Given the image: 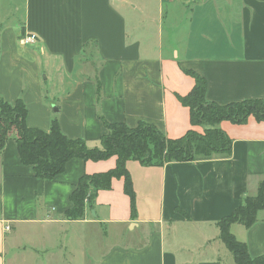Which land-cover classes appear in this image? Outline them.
I'll return each mask as SVG.
<instances>
[{
	"label": "crops",
	"instance_id": "crops-1",
	"mask_svg": "<svg viewBox=\"0 0 264 264\" xmlns=\"http://www.w3.org/2000/svg\"><path fill=\"white\" fill-rule=\"evenodd\" d=\"M26 35L37 43L23 45ZM0 44V103L22 96L27 125L50 131L55 118L42 93L13 90L5 76L26 59L63 91L56 118L62 133L89 148L101 147V118L184 136L193 127L178 97L195 85L186 71L206 79L210 103L264 99V0H0ZM220 127L233 140L231 157L163 166L129 161L135 215L124 180L114 179L78 221L64 214L80 179L113 170L117 158H74L43 180L9 140L0 154V264L29 251L68 262V250L81 249L92 264H235L218 222L264 180V122L250 117ZM231 232L251 257H264V211L252 227L233 224Z\"/></svg>",
	"mask_w": 264,
	"mask_h": 264
},
{
	"label": "trees",
	"instance_id": "trees-1",
	"mask_svg": "<svg viewBox=\"0 0 264 264\" xmlns=\"http://www.w3.org/2000/svg\"><path fill=\"white\" fill-rule=\"evenodd\" d=\"M186 73L195 80V85L186 96L178 100L190 111L192 129L179 138H168L155 125L140 123L130 128L121 123H109L101 118L106 134L101 137V147L89 148L83 139L66 137L58 120L52 121L48 133L27 125L28 108L22 98L14 103H0V154L9 140H15L21 162L32 166L35 176L53 180L65 171L66 164L79 158L84 161H104L117 158L113 170L93 175H83L72 192V208L65 212L69 221L83 220L87 207L93 208L101 190L112 187L114 179L124 180V192L130 198L132 214L135 215V191L127 169L129 161L142 165L163 166L173 162H193L232 155L233 140L220 127L224 121L246 124L250 117L264 122V99H250L227 105L210 103L206 100L207 81L192 71ZM203 128L198 131L197 128ZM264 211V180L257 194L248 196L232 214L218 222L220 240L232 253L235 264H264V257H251L248 247L231 232L233 224L252 227L260 212Z\"/></svg>",
	"mask_w": 264,
	"mask_h": 264
},
{
	"label": "rangeland",
	"instance_id": "rangeland-1",
	"mask_svg": "<svg viewBox=\"0 0 264 264\" xmlns=\"http://www.w3.org/2000/svg\"><path fill=\"white\" fill-rule=\"evenodd\" d=\"M2 44V43H1ZM0 44V47H1ZM24 71L22 70L23 65ZM31 63L27 61L26 59L22 60V63L17 70H14L11 73H7L5 76L10 77V84L13 87V90L19 89L20 87L24 92H28L29 89L31 93H34L36 95L41 94L44 96L45 103H50V110L52 118H58L62 112H64V107L61 104V99L63 98V91H57L52 83L50 81L44 80L45 74L44 73H38V71L33 70V68L30 66ZM31 67V68H29ZM91 75V74H90ZM92 77H95V74L91 75ZM0 79H4V71L3 69L0 71ZM39 82H40V90L39 89ZM0 94L4 95V91L0 90ZM19 98H23L22 96ZM84 246L85 244L82 243ZM87 246V245H86ZM82 252L81 250L76 251H70L68 250L66 254V259L68 262H65L63 259L59 257L55 258H46L44 255H40L39 258L36 256H31L30 251L27 252L28 256H23L22 260L19 262L12 263V260H8L6 264H92L93 262L89 257L85 258L82 257L79 253Z\"/></svg>",
	"mask_w": 264,
	"mask_h": 264
},
{
	"label": "built area",
	"instance_id": "built-area-1",
	"mask_svg": "<svg viewBox=\"0 0 264 264\" xmlns=\"http://www.w3.org/2000/svg\"><path fill=\"white\" fill-rule=\"evenodd\" d=\"M21 43L23 45L34 44V43H37V38L33 35H26V36L22 37Z\"/></svg>",
	"mask_w": 264,
	"mask_h": 264
}]
</instances>
